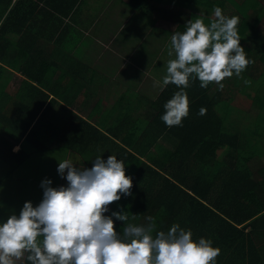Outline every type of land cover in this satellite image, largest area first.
I'll return each mask as SVG.
<instances>
[{
	"label": "trees",
	"instance_id": "16d2710c",
	"mask_svg": "<svg viewBox=\"0 0 264 264\" xmlns=\"http://www.w3.org/2000/svg\"><path fill=\"white\" fill-rule=\"evenodd\" d=\"M80 1L70 0V6L59 11H72ZM226 1L240 13L237 25L241 38L239 43L247 58L254 61L235 80L238 96L223 100L220 98L221 90L217 94H209L211 84L201 88L199 80L191 78L188 88L184 89L189 100V115L180 126L168 127L161 119L165 112L164 104L181 90L169 84L151 101L153 112L145 108L138 113L139 103H135L138 98H134V101L127 99L133 102L128 107L137 116L120 110L117 117L133 125L119 124L114 128L125 138H132L136 133L135 138L141 140V145L130 147L140 155H146L148 147L152 146L153 149L158 138H166L165 134L171 137V150L154 147L155 162L160 159L157 153L164 151V157L157 164L159 170L140 162L144 170L139 172L142 175L135 176L132 189V198L145 215L158 206L163 209L161 223H156L157 230L167 232L173 224H179L181 228L191 230L194 241L200 238L212 240L213 247L220 249L215 264H264V161L256 174L246 165L257 154L260 156L257 147L264 148V118L260 117L264 114V27L260 25L264 7L260 8V14L249 18L246 16L253 0L240 4L234 0H177V4L183 8L196 5L211 10L219 6L223 10ZM10 2L0 0V19H3L0 42L4 39L6 43L0 44V147L4 148L8 141L11 142L5 151L8 155H14L13 168L22 163L30 152L45 151L59 139L63 141L61 146L83 154L82 149L88 143L94 142L96 145L102 139H107L90 122V118L95 119L101 111L104 114L98 118H111L114 113L111 109L102 110L104 106L100 98L87 96L81 102L82 109L87 107L85 102L93 103L86 111V117L71 112L70 118L62 126L58 125L53 108L59 105L63 110L72 106L78 109L76 100L81 92L91 94L93 77L87 75L88 66L77 56L53 44L47 45V49L32 47L31 52L27 50L23 58H19L20 53L18 57H11L8 54L10 46L2 34L10 17L7 14L3 18L2 13L17 10L16 5L10 10ZM157 2L130 0L129 4L143 15L152 16ZM198 16L206 24L210 21L201 14L179 12L174 18L177 19L176 32H184L187 21ZM47 28L51 32L50 38L56 37L54 41L59 39L55 34L57 28L52 25ZM247 34L250 35V46H246ZM81 43L88 47L87 40ZM9 56L12 60H9ZM71 58L72 62H68ZM16 73L21 80L13 91L10 79ZM246 80L250 81L246 85L251 88L239 83L245 84ZM253 92L256 94L254 97L251 96ZM230 106L251 108L254 118L259 114L255 130L243 129L253 120L241 128L235 124L234 129H228L225 122L231 112ZM201 108L206 109V114H199ZM244 111L247 112V109ZM12 144L21 145L17 153L12 151ZM117 147L120 152L116 154L118 157L122 158L124 154L137 159L126 148ZM8 174L0 177V185ZM34 182L41 185L42 180L34 176Z\"/></svg>",
	"mask_w": 264,
	"mask_h": 264
},
{
	"label": "clouds",
	"instance_id": "9594fccd",
	"mask_svg": "<svg viewBox=\"0 0 264 264\" xmlns=\"http://www.w3.org/2000/svg\"><path fill=\"white\" fill-rule=\"evenodd\" d=\"M239 22L238 16L229 18L216 6L207 24L198 16L187 21L184 32L171 35L168 56L174 58L168 60L162 81L154 82L161 89L169 84L181 89L164 104L161 119L166 126H180L189 115L184 89L191 78L198 79L201 88L214 83L223 90L222 81L234 74L239 77L254 63L240 46ZM125 100L121 96L117 102L125 103L131 113ZM199 114H206V109ZM94 121L90 118L95 126ZM57 171L67 186L42 181V201L35 207L25 202L19 216L12 214L0 224V264H16L25 257L30 264H215L220 249L212 240L194 241L191 230L179 224L167 232L157 230L155 218L149 216L145 225L127 223L122 233L115 230L112 217L125 223L127 212L105 213L121 194L130 195L132 187L116 156L109 155L106 161L97 156L90 169L65 159Z\"/></svg>",
	"mask_w": 264,
	"mask_h": 264
},
{
	"label": "crops",
	"instance_id": "0c3cea01",
	"mask_svg": "<svg viewBox=\"0 0 264 264\" xmlns=\"http://www.w3.org/2000/svg\"><path fill=\"white\" fill-rule=\"evenodd\" d=\"M109 1L110 0H104L103 3H108ZM128 1L129 0H127V2ZM234 1L239 4L245 2V0H234ZM90 2L93 1L90 0ZM158 2L167 4L168 12L177 11L178 14L179 11H181V13L183 14L186 13L192 14L190 13L191 11L190 8H183L182 6L177 4V0H158ZM162 3H160L159 7H154L152 14H157V15L161 14V13H157L156 10L164 9L161 7ZM15 5L17 6L16 12L11 11V13L10 12L2 13L3 18H5L7 14H10L8 24L3 29V33H2L5 39L7 40V44H9L10 46L9 52L14 51L17 52V54L20 53L19 58H23L26 57L27 50L31 52L32 47H41L47 49V45L50 46L51 44L58 47L61 46L62 48L64 47L63 49L67 51L68 50H70L71 52L79 51L78 54H73V56L75 55V57L77 56L79 58L84 59L86 61V64L89 65L88 68L91 70V74H88V76L93 77V80H91L92 82H116L115 78L119 80L120 72L117 66L111 69L105 68L104 65L108 64L106 63L107 59L106 57H100V55H98L97 59L93 61V63L91 64V62H89L88 60H91L92 53L91 52L88 53V51H95V49H92L90 46L84 47L83 44L80 42L84 36H90L91 39L94 40L95 37L103 35L108 30H110L111 32L118 33L120 28L119 27L113 28V26L115 25L114 18L109 16L106 18V16H104L105 14H96L103 11L104 8L99 10L95 9L88 4V0H81L73 7L72 11L69 12L68 11L62 12L59 10L61 8L64 9L68 8L70 6V0H11L9 7L10 10ZM191 7H197V6L192 5ZM201 7L204 8L203 6ZM230 7H232V5L228 1H226L223 11L225 10V8H230ZM181 8L185 10L182 11ZM260 12L262 11L259 10L255 14H260ZM133 13H134V9L130 10L129 14L126 15L132 16ZM253 14L247 15L246 17L253 18L254 17ZM236 15L239 17V19L241 18L239 14ZM100 16L105 17L106 19H103V21H98V18ZM131 18L132 17L129 18L126 17V21L130 20ZM1 20L2 19H0V25L2 24ZM49 25H52L58 29V32H56L55 34H58L59 39H57L56 41H54L56 37H54V39L52 37L50 38L51 32L47 28V26ZM117 25H119L118 22ZM128 25H125V22H123L122 26L124 27L122 29V32L126 30V26ZM139 28L140 27H136L135 29H139ZM146 30H158V27L155 25L154 26L148 25V28H146ZM140 31L141 29L139 30L138 35L142 33ZM173 32L175 33L176 30H173ZM148 43L149 42H147V45ZM0 44H6L4 39L1 40ZM154 44L155 43L150 42L149 46L153 47ZM169 48L170 47L168 46V50ZM147 50L149 51V49ZM139 51H141L140 54L142 56V61H144L149 56V54L144 55L142 52L143 50L141 49H139L137 53ZM10 56L13 57L12 54H10ZM10 56H9V60H12ZM173 58L174 56L169 57L168 54L162 55L160 53L156 57L154 56L153 61L151 62L152 65L154 63L152 74L149 75L150 67H146L145 66L146 63H145L142 66L143 76H149V79L153 80V82L159 80L162 81V78L166 75L167 62L169 59H173ZM165 59H166L165 63H162ZM159 72H162L161 77L157 76ZM14 78H18L19 80H21L20 75L16 73L12 76V79H10V84L11 82H13ZM236 79L237 76L235 74L231 78H226L223 81L225 90H227L230 86L233 87L235 85ZM239 83H241L242 86L245 85V87L251 88L250 86L242 82ZM211 86L212 87H210V89L214 87V83L211 84ZM217 91L220 90L217 89L216 92ZM216 92L215 94H217ZM238 92L239 90L234 96L228 97V99L231 100L232 98L238 96L239 94ZM255 95H256L255 92H253L251 96L254 97ZM151 97L152 96L150 95H146V96H140V100L136 99L135 103L136 104L139 103L138 104L140 107L139 110L147 108L150 112L154 111L150 105L152 101ZM250 101H252V99H250ZM125 105H126L125 103H119V102L114 103L109 108L114 113V116L111 118H107V116L105 118H98V117L95 118V121L93 123L100 131H102L105 134L107 139H102L101 141L97 142V144L92 148L82 149L83 154H80L77 151L66 149L64 146H61L63 141L59 139L54 143L50 144L49 148L46 149L45 151L39 153L35 151L30 152L22 163H20L19 165L13 168L11 166L12 163L15 161L14 155H8L6 154L5 151L8 150V147L11 145V142L8 141L6 147L4 148L0 147V165H2L1 164L2 162H5L7 163V167H8V168H4V167L0 168V175L1 177H3L5 173H9L7 177H5L2 180V182L8 179L10 180V182H8L7 184V193H5V198L1 199L0 201V224L6 222L8 217L12 214L19 216V213L23 208L25 202H31L33 207H35L42 201L43 192L36 189V186L41 187V185L40 183L34 182V176H37L39 180L42 181L46 179L51 180L52 184L50 186L52 187L67 186L66 179L62 177L57 171L59 162L68 159L71 160L72 163L79 168L90 169L97 156H101V159L106 161L109 155L116 156L118 160L123 161L125 166V174L126 176L131 177V181H132L130 195L124 196L123 194H121L120 200L110 204L108 206V212L105 213V215L111 216L113 212H121V211L127 212L129 216V220L125 223L116 220L115 217H112L114 221L115 230L118 233L119 232L122 233L123 228L127 226V223H133L136 225H145L148 223L146 218L149 216L154 217L156 223L157 221L161 223V216L163 214L162 213L163 209L159 208L161 206H158L157 208L153 209L149 215H145V213H143L140 209L137 208L136 206L137 202L132 198L133 195L132 189L134 188L135 176L142 175L139 172L141 170H144L140 162L147 164L148 166H152L154 169L159 170L157 164L160 161V159L164 157V151L162 150L161 152L157 153V158L160 159L155 162L156 155L153 156L154 147H159L160 149L163 147V148H167V150H171L173 143L170 135L165 134L167 137L158 138L156 141L157 144L155 143L156 146L154 145L153 149L152 146L148 147V151L146 155L138 154V151L130 147V146H134L137 148V146L141 145V140L135 138L136 133H134V137L132 138L129 137L125 138L121 134H119L114 128L116 127V125L119 124L129 125L130 121L128 120L125 121L122 118L119 119L117 117L118 112L120 110L126 112ZM246 109L247 112L244 111ZM251 110H252L251 108H247V107H243L241 109L236 107H231V112L225 122L226 126H228V129L229 128L234 129L235 124L240 123V121L245 122V120L247 119L248 120L247 123H249L251 120H254V116L252 115ZM131 113L132 114L134 113L133 110H131ZM100 124L103 125L99 126ZM130 124L133 125V123ZM239 127L241 128L242 125H240ZM117 145L118 146L121 145L125 148L129 146L130 147V148L128 147L129 150L133 152L135 156H137V159L136 160L132 159L124 154L122 158L118 157L116 154L120 152ZM20 146H21L20 144H14V145L12 144V151L17 153L20 149ZM14 149L17 150L14 151ZM150 154L152 155L150 156ZM42 155H46L44 158L47 160V165L48 164L49 165L47 167H43L42 169H40L39 163H40V156ZM127 162L132 164L128 165ZM21 180H23L24 182L32 180L28 184H31L33 187L26 186V188L24 189L23 184H21L20 182ZM1 185H0V191H1ZM29 189H31L30 192H28ZM3 195L4 194H1L0 198H2ZM130 200H132L134 203L133 202L131 203ZM133 215H135V218H133ZM16 264H30V262H28L25 257L24 259L17 261Z\"/></svg>",
	"mask_w": 264,
	"mask_h": 264
},
{
	"label": "rangeland",
	"instance_id": "374dc122",
	"mask_svg": "<svg viewBox=\"0 0 264 264\" xmlns=\"http://www.w3.org/2000/svg\"><path fill=\"white\" fill-rule=\"evenodd\" d=\"M93 2H90L88 0V4L95 8V9H102L103 11L96 14H105L106 18L112 17L115 19L114 24L117 25V22L119 25L113 26V28L119 27L118 33L111 32L108 30L103 35L95 37L94 40L91 39L90 36H84L80 42L88 40V47L90 46L92 49H95V51H88V53H92L91 60H88L93 63L100 55V57H106L108 64L104 65L105 68L111 69L115 66L118 67L120 76L119 80L117 78L116 82H94L90 86V92L91 94L86 95L83 92H81L78 96V100H76V103L78 105V109H75L74 106L69 108L68 110H63L61 106L57 105L53 108V111L55 112L57 116V122L58 125L62 126L65 121L70 118L71 112H75V114H78L80 117H84L86 115V111L89 109L91 104L93 102H85L86 103V109H82L83 105L81 102H84L87 96H92L93 98H100L103 101V109L107 110L109 109L114 103L117 102V100L122 96L125 101L128 102V104H132L133 102L128 101L127 99H131L134 101V98H138L140 100V96H146L150 95L151 100L156 98L155 96L162 90L160 87L155 86V83L153 80L149 79V76H143L142 74V66L145 64L146 67H150L149 72L151 75L153 72L154 63L152 65V61L154 56L156 57L159 53L162 55L168 54V46L170 47V38L171 35L174 33L173 30L176 29V20H174L175 16L177 15V11H167V4L162 3L161 7L164 9H158L156 10L157 13H161L159 15L152 14V16L148 15H142V13L136 11L134 9V13L132 16H128L126 14H129L130 10H133L132 7L129 4V1L127 0H110L108 3H103L104 0H92ZM160 3H156V7H159ZM264 6V0H254L252 3V6H250L248 15L257 13L260 8ZM166 9V10H165ZM182 9V8H181ZM253 9V10H252ZM185 9H182L184 11ZM191 13H200L202 16L207 17L206 20H211L214 18V10L208 9L206 7L199 8V7H190ZM181 12V11H179ZM223 14L227 17L237 16L236 14H240L239 11H236V8L234 6L230 8H225L223 11ZM250 13V14H249ZM187 14V13H186ZM253 14V15H254ZM126 17H132L130 20L126 21ZM105 17L100 16L98 18V21H103V19H106ZM108 20V19H107ZM123 22H125L126 30L122 32V29L124 26ZM154 23V24H152ZM135 24V25H134ZM148 25L151 26H157L158 30H146L148 28ZM264 27V16L261 24ZM122 26V27H121ZM136 27H140L139 29H135ZM141 29L139 35L138 32ZM85 35V34H84ZM93 35V34H92ZM89 37V38H88ZM250 35L247 34L245 36L246 46H250ZM147 42H153L155 43L153 47L149 46V43L147 45ZM63 46V45H62ZM64 48V47H63ZM141 49L143 50V54L149 56L142 61V56L140 54L141 51L137 53V51ZM149 49V51L147 50ZM69 52L73 54H78L79 51H70ZM154 52V53H152ZM157 53V54H156ZM8 54L17 55V52L10 51ZM156 54V55H155ZM71 55V56H72ZM18 57V55H17ZM161 57V55H160ZM78 60H80L82 63L85 64V66H89L86 64V61L82 58L77 57ZM167 59V57H166ZM166 59L162 62L165 63ZM72 62V58L70 61ZM77 69V68H75ZM87 75L91 74V70L86 67ZM162 72H159L157 74L158 77H161ZM160 81V80H159ZM20 80L18 78H14L13 82H11L12 90L15 91L17 86L19 85ZM223 83V81H222ZM212 87V86H211ZM219 89L218 85L214 84V87L209 89V94H215L216 90ZM238 91V87L236 84L233 87H229L227 90L223 88L221 90V97L222 99L232 97L234 96ZM146 94V95H145ZM137 105V104H136ZM109 106V107H108ZM143 108V107H141ZM140 112V110L138 111ZM104 112L101 111L100 115H103ZM135 116H137L135 113H133ZM98 115V117L100 116ZM259 116V114H256L253 122L249 125L244 127V130H251L254 131L256 128V119ZM261 118H264V114L260 115ZM233 119V117H232ZM248 122L246 119L244 121H240V123H236L237 127L240 125H244ZM103 124H100L101 126ZM264 127V126H263ZM63 131V128H62ZM250 139L249 141H251ZM95 143L90 142L86 146V148H92L94 147ZM264 147V146H263ZM257 153H259L256 157L252 158L248 163H246L247 166H249L254 174H256V170H258L262 165L264 161V148L257 147L256 148ZM252 151H250L248 154H250ZM39 153V152H38ZM227 152L225 151L224 154ZM46 155L40 156V163L39 168L42 169L43 167H47V160L44 158ZM262 161H261V160ZM2 165H0V168H8L7 163L2 162ZM1 177V175H0ZM32 180L24 182L21 180V184H23L24 189L26 186L33 187L31 184H28ZM10 182V180H6L2 182L1 185V191L0 195L4 194L1 199L5 198V193H7V184ZM36 189L43 192V188L40 186H36ZM31 189H29L28 192H30ZM21 192V191H20ZM22 193V192H21ZM9 197V196H8ZM12 198V197H11Z\"/></svg>",
	"mask_w": 264,
	"mask_h": 264
}]
</instances>
